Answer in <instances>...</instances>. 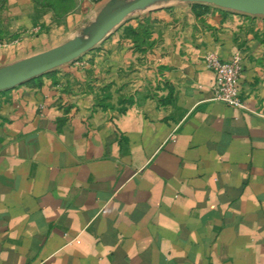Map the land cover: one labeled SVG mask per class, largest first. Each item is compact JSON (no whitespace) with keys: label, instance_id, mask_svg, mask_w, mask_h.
Instances as JSON below:
<instances>
[{"label":"crops","instance_id":"0c3cea01","mask_svg":"<svg viewBox=\"0 0 264 264\" xmlns=\"http://www.w3.org/2000/svg\"><path fill=\"white\" fill-rule=\"evenodd\" d=\"M7 0L0 66L106 0ZM241 58V107L204 55ZM0 264H264V16L184 1L0 91Z\"/></svg>","mask_w":264,"mask_h":264},{"label":"water","instance_id":"95a60500","mask_svg":"<svg viewBox=\"0 0 264 264\" xmlns=\"http://www.w3.org/2000/svg\"><path fill=\"white\" fill-rule=\"evenodd\" d=\"M168 1L206 3L247 15L264 16V0H106L95 19L83 28L84 35L0 66V91L13 88L81 57L122 24L131 13Z\"/></svg>","mask_w":264,"mask_h":264},{"label":"built area","instance_id":"2783aa9c","mask_svg":"<svg viewBox=\"0 0 264 264\" xmlns=\"http://www.w3.org/2000/svg\"><path fill=\"white\" fill-rule=\"evenodd\" d=\"M204 64L213 73L212 99L229 106L241 107L238 80L242 66L239 52H235L228 60L221 59L215 52H207Z\"/></svg>","mask_w":264,"mask_h":264},{"label":"rangeland","instance_id":"374dc122","mask_svg":"<svg viewBox=\"0 0 264 264\" xmlns=\"http://www.w3.org/2000/svg\"><path fill=\"white\" fill-rule=\"evenodd\" d=\"M6 1L7 0H0V40H3L6 36V34H5V25H6L5 3H6ZM37 1L42 2L46 5H49V4L53 5L55 2L56 3L59 2L58 0H37ZM63 1L65 3H70L69 0H63ZM139 11H141V10H139ZM135 12H137V11H135ZM82 35H84L82 30L77 33V36H82Z\"/></svg>","mask_w":264,"mask_h":264},{"label":"trees","instance_id":"16d2710c","mask_svg":"<svg viewBox=\"0 0 264 264\" xmlns=\"http://www.w3.org/2000/svg\"><path fill=\"white\" fill-rule=\"evenodd\" d=\"M193 4H199L198 2H194ZM1 41V40H0Z\"/></svg>","mask_w":264,"mask_h":264}]
</instances>
